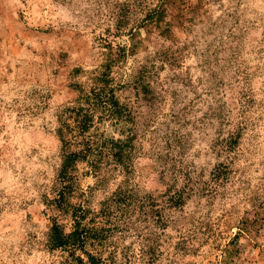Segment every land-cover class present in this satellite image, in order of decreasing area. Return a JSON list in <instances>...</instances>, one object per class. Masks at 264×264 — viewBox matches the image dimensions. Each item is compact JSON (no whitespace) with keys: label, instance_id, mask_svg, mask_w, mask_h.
<instances>
[{"label":"rangeland","instance_id":"374dc122","mask_svg":"<svg viewBox=\"0 0 264 264\" xmlns=\"http://www.w3.org/2000/svg\"><path fill=\"white\" fill-rule=\"evenodd\" d=\"M103 71L121 116L54 210L58 114ZM51 218L100 264H264V0H0V264H79Z\"/></svg>","mask_w":264,"mask_h":264},{"label":"trees","instance_id":"16d2710c","mask_svg":"<svg viewBox=\"0 0 264 264\" xmlns=\"http://www.w3.org/2000/svg\"><path fill=\"white\" fill-rule=\"evenodd\" d=\"M96 81L98 86L92 88L89 93L82 91V95L74 106L66 107L58 114L59 126L57 135L62 143V164L57 178L61 187L49 201L54 210L63 209L64 206L73 207V204L68 200L66 192L71 187L73 172L77 164L81 160H86L89 153H93L98 148H94L96 142L87 141V138H85V135L94 126L96 119H98V113L100 112L114 118L121 116L122 107L118 97L109 88L112 80L107 78L106 72L103 71ZM79 218L82 220L84 216ZM96 237L97 234H95L93 228H89L78 221L76 222V220H74L73 230L65 232L64 227L55 218H51L47 245L51 250L70 251L72 262L100 264L85 249L88 239Z\"/></svg>","mask_w":264,"mask_h":264}]
</instances>
